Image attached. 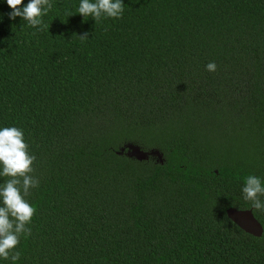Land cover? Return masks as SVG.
<instances>
[{"label": "trees", "instance_id": "16d2710c", "mask_svg": "<svg viewBox=\"0 0 264 264\" xmlns=\"http://www.w3.org/2000/svg\"><path fill=\"white\" fill-rule=\"evenodd\" d=\"M51 3L37 30L0 0V129L23 130L40 181L15 264H264L242 194L264 181V0H123L99 22Z\"/></svg>", "mask_w": 264, "mask_h": 264}, {"label": "clouds", "instance_id": "9594fccd", "mask_svg": "<svg viewBox=\"0 0 264 264\" xmlns=\"http://www.w3.org/2000/svg\"><path fill=\"white\" fill-rule=\"evenodd\" d=\"M11 11L10 20L20 17L28 26L43 30L42 17L52 9L51 0H29L26 5L22 0H5ZM124 12L123 0H80L77 13L85 20L91 17L99 22L105 18L120 19ZM71 14H69L70 16ZM81 40L88 39V33L80 35ZM215 62H209L206 70L216 71ZM36 156L30 154L25 142L23 130L17 127L0 129V177L8 179L0 185V258L11 259L13 264L20 259L21 253L14 251L21 235L30 236L31 223L35 209L26 197L31 189L39 186V179L32 175ZM243 199L252 207L264 211V181L260 177L249 175L242 187Z\"/></svg>", "mask_w": 264, "mask_h": 264}, {"label": "water", "instance_id": "95a60500", "mask_svg": "<svg viewBox=\"0 0 264 264\" xmlns=\"http://www.w3.org/2000/svg\"><path fill=\"white\" fill-rule=\"evenodd\" d=\"M118 155H124L127 158L134 159L136 161H144L148 158L155 159L159 164H162V154L156 149H150L148 151L141 150L137 145L131 143L124 144L116 152ZM226 218L237 226L244 233L252 237H260L262 228L260 224L255 220L251 213V209L236 210L234 208H227L225 210Z\"/></svg>", "mask_w": 264, "mask_h": 264}]
</instances>
